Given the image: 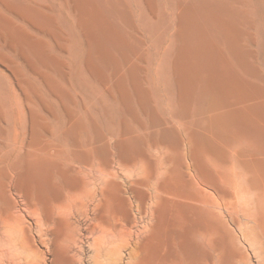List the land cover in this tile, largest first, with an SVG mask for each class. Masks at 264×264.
Here are the masks:
<instances>
[{"label":"bare ground","instance_id":"obj_1","mask_svg":"<svg viewBox=\"0 0 264 264\" xmlns=\"http://www.w3.org/2000/svg\"><path fill=\"white\" fill-rule=\"evenodd\" d=\"M57 2L67 33L28 0H0V62L15 53L32 70L15 65L24 100L0 73V264H76L84 240L88 264H264V77L249 5ZM157 13L159 38L143 23ZM27 24L80 50L71 70ZM77 77L102 83L90 106ZM156 90L184 128L134 135L155 124Z\"/></svg>","mask_w":264,"mask_h":264},{"label":"rangeland","instance_id":"obj_2","mask_svg":"<svg viewBox=\"0 0 264 264\" xmlns=\"http://www.w3.org/2000/svg\"><path fill=\"white\" fill-rule=\"evenodd\" d=\"M30 1L32 4L37 5L38 7L42 8L50 17H52V19L54 18V22L56 24V26H60L61 29V33H67V28L65 27L66 25H68L69 21L71 20V15L67 14L66 11L62 10L57 2V0H28ZM137 2L139 0H136ZM165 0H155L156 2V6L157 9L161 10V6H162V2H164ZM248 5H249V11L250 16L248 18V20H251L252 24L251 26L253 28H250V30L248 31V33H250V37L252 39V42L250 44H248V49H250V51H254L252 52L255 55V59H254V65H255V69L257 73V83L259 82V78H260V74L262 77H264V0H244ZM141 3H143L141 1ZM166 3V2H164ZM69 20V21H68ZM18 21V20H17ZM157 22V24L155 23ZM143 23L146 25L147 28H150V33H152L155 37H161L163 29L165 28V26H167V19L165 16L161 15L160 13L156 14V18L151 20L148 17H144ZM26 29L29 33H31L32 35L36 36L37 38H39L42 41H47L50 46L54 49V52L56 54V56L61 59L62 61H64L66 63V70L69 71L71 70V67H73L75 65L74 61L68 59L69 57V53H74L75 55H77L80 53V50L76 47V46H69L66 45L65 48H61V50L59 49L62 45L59 46L60 42H56L54 41L49 33L47 31H41L38 30L37 28L33 27L32 25L27 24L26 25ZM137 27L138 29L141 28L140 24L137 23ZM74 36L79 40V42L81 41L80 37L73 32ZM56 42V43H55ZM74 43V42H73ZM61 44V43H60ZM5 45V44H4ZM74 45H76L74 43ZM152 45V44H151ZM6 47V45H5ZM0 48L4 49V46L2 44H0ZM155 50H157L155 47H152ZM160 49V52H163V50H165L164 45L162 44L161 46L158 47ZM7 49V47H6ZM149 49H151L150 45H149ZM15 65H21L25 68V71L27 74H30L32 72V70L27 66L26 62L19 56H16V54H13L12 57V61L9 63H1L0 62V73H2L5 76V80L6 82L8 81L14 88V90L19 94V96L22 98V100H24V95L22 93V90L20 89V87L17 85V80L15 77V73H14V69H15ZM141 68H142V76L146 77L148 74H150L151 72H153V70L149 71L150 69V64L148 59L145 60L142 64H141ZM152 75V74H151ZM259 77V78H258ZM76 79V78H75ZM165 82L167 84L168 80L166 78ZM169 79V78H168ZM74 80V78H73ZM163 79L160 78L158 80V84H162ZM74 83V88L76 91L75 97L77 98L78 102H80V104H83V106H90L94 100H95V94L93 91V87H96L97 89H99L101 91V89H103L102 83L98 82V81H94V79H89V82L85 81L84 79H80L79 77H77V81L75 80ZM101 88V89H100ZM161 88L160 85H158V89ZM164 95H157V90L154 92H152V97L150 99V102L152 104V107L157 111L158 113V117L153 118L155 121L154 125H145V127L143 129L139 128L138 125L136 126V124H133L131 126V128L134 131V135H152L154 133H161L162 131H179L182 128H184L183 124H182V120L186 122V120L180 116V115H174V111L172 110V118H171V108L170 105V99H169V95H167L166 93H163ZM169 101V102H168ZM160 110H159V109ZM163 110V111H162ZM21 124L26 125L27 127H29V117L26 111V116H24L23 114H21ZM61 118V116H60ZM146 122V117H144ZM52 126V125H51ZM124 128V126L122 127V129ZM52 129V130H51ZM50 129V132L47 133L46 135L49 137L50 134L52 133V131L55 129L54 126H52ZM21 130H18V132ZM116 132H117V128H116ZM21 133V132H20ZM28 130L26 131V136L28 135ZM20 135V134H19ZM45 135V134H44ZM23 135H20V137ZM111 138V142H113V137L109 136ZM166 145L164 144H159V145H155L152 147V151L155 150H159L160 148H164ZM65 149V148H64ZM115 161H119V160H115ZM90 244V240H84L83 242V247H81L82 251H75L72 253L74 254L75 252L78 254H82L81 255H76L75 256L77 258V261L79 260V258L81 259V261L79 260V262H76V264H88V261L90 260V255H91V250H88V245ZM86 246V247H85ZM76 258H74L76 260ZM90 262V261H89Z\"/></svg>","mask_w":264,"mask_h":264}]
</instances>
